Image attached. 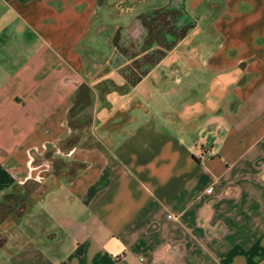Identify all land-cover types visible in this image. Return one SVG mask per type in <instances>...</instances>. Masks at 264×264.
<instances>
[{
	"label": "crops",
	"instance_id": "crops-1",
	"mask_svg": "<svg viewBox=\"0 0 264 264\" xmlns=\"http://www.w3.org/2000/svg\"><path fill=\"white\" fill-rule=\"evenodd\" d=\"M113 1L0 0V264H264V0L137 77Z\"/></svg>",
	"mask_w": 264,
	"mask_h": 264
},
{
	"label": "rangeland",
	"instance_id": "rangeland-1",
	"mask_svg": "<svg viewBox=\"0 0 264 264\" xmlns=\"http://www.w3.org/2000/svg\"><path fill=\"white\" fill-rule=\"evenodd\" d=\"M107 5L111 9L102 10L103 16L113 19L117 17L119 22L115 27L112 26V39L102 40L97 47L105 48L108 45L109 48H116L119 57L116 59L112 56L109 60V57L100 56L98 60L103 62V66L114 61L119 64L126 62L138 71L135 77L143 75L152 65L157 64L178 39L196 32H210L211 25L206 23V19L209 16L211 20L212 15L221 10L207 9L205 1L197 10H188L182 3H177L174 9L173 3L166 6L163 0H115ZM125 17L134 18L124 23ZM199 44L193 40V45Z\"/></svg>",
	"mask_w": 264,
	"mask_h": 264
},
{
	"label": "built area",
	"instance_id": "built-area-1",
	"mask_svg": "<svg viewBox=\"0 0 264 264\" xmlns=\"http://www.w3.org/2000/svg\"><path fill=\"white\" fill-rule=\"evenodd\" d=\"M200 155H201V153H199L197 156H199V157H200Z\"/></svg>",
	"mask_w": 264,
	"mask_h": 264
}]
</instances>
